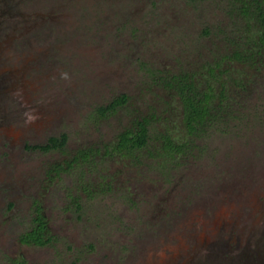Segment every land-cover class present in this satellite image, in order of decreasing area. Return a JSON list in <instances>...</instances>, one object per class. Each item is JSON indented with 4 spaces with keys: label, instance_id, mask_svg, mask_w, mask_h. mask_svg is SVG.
<instances>
[{
    "label": "rangeland",
    "instance_id": "374dc122",
    "mask_svg": "<svg viewBox=\"0 0 264 264\" xmlns=\"http://www.w3.org/2000/svg\"><path fill=\"white\" fill-rule=\"evenodd\" d=\"M7 3L0 23V79L6 81L0 84L9 90L0 92V122L9 136L0 135V171L22 184V202L28 190L45 193L47 170L56 162L76 148L111 141L127 123L122 116H89V109L117 92L132 94L142 113L156 107L164 114L158 127L168 125L184 139L174 122L181 119L174 116L177 101L153 84L147 69L167 75L183 67L207 75L216 57L211 50L226 54L230 47L224 35L204 36V28L234 27L229 0ZM236 66L230 76L226 61L217 70L225 79L241 76L248 86L228 84V106L237 110L228 130L191 136L169 169L156 167L147 155L140 165L121 155L107 168L99 165L105 175L116 173V181L110 191L83 198L81 210L64 211L57 198L61 189L78 190L80 168L56 178L47 188L52 212H58L52 220L65 217L61 226L53 224L56 244L11 251L3 243L18 237L19 224L30 227L31 215L21 206L14 214L2 209L13 221L5 227L0 218V264H13L21 252L26 264H264V66L245 75ZM61 132L69 135L66 152L29 147ZM86 170L91 181L99 175L97 168Z\"/></svg>",
    "mask_w": 264,
    "mask_h": 264
},
{
    "label": "trees",
    "instance_id": "16d2710c",
    "mask_svg": "<svg viewBox=\"0 0 264 264\" xmlns=\"http://www.w3.org/2000/svg\"><path fill=\"white\" fill-rule=\"evenodd\" d=\"M228 4L227 14L232 23L229 26H234L233 29L228 31L220 26L219 31L215 32L213 27L207 26L203 30V35L206 37L215 35L221 38L224 35L222 39L226 40L230 47L226 54L211 50L216 57L214 64L208 63L207 75L203 74L199 77L198 73L201 71L190 72L183 67L170 70L167 75L163 74L162 70L147 69L152 75L153 84L167 91V94L177 101L180 110L174 116L181 119H176L174 122L184 129V139L176 136L168 125L163 128L158 127L159 123L164 122V114L159 113L156 107L148 106V110L142 113L139 107L134 106L132 94L126 91L117 92L110 99L89 109V116L94 121L122 116V119L128 118L127 123L116 131L109 142L102 139L94 146L74 149L76 152L74 165L79 166L81 170L79 178L85 180L87 177L84 165L88 164L89 171H95L96 168L98 170L99 165L107 168L109 162L117 159L118 155L134 165H140L142 157L147 155L154 160L153 165L155 164L156 167L169 169L188 149L191 136L204 137L212 128L228 130L229 119L237 111L228 106L231 98L228 84L236 87L243 80L240 81L241 76L233 75L229 79L222 78L219 76L222 71L218 73L217 70L224 61L230 66L226 70L229 76L234 64L240 65L239 68L242 70H239L240 74L244 75L249 74L252 68L259 71L264 66V0H229ZM198 65L199 63H195V66ZM247 87L246 84L239 86L243 90ZM166 120L168 121L169 118L167 117ZM68 138L67 132H61L59 135L50 136L45 144L29 147L41 148L44 151L59 149L66 152ZM99 156H101L100 160L97 159ZM39 231L35 230L29 235L36 233L34 238L39 237V242L44 244L46 243L44 231L43 229Z\"/></svg>",
    "mask_w": 264,
    "mask_h": 264
},
{
    "label": "flooded vegetation",
    "instance_id": "af4514ba",
    "mask_svg": "<svg viewBox=\"0 0 264 264\" xmlns=\"http://www.w3.org/2000/svg\"><path fill=\"white\" fill-rule=\"evenodd\" d=\"M2 2L6 4L7 0H0V23L2 22V17L4 14V10H5L4 7L2 6ZM0 81L4 82L6 80L0 79ZM15 84H17V82ZM3 85L4 83L0 84V92L7 91L6 89L9 90V88H6ZM20 110H21L20 115H23L25 113V109L21 108ZM3 133H5L6 136H9L7 133V128L3 127V124L0 122V135H2ZM39 144L41 145L43 143H39ZM34 145H37V144H34ZM38 149H41V148H38ZM75 153L76 152L73 151L70 158H64V159L62 158L60 162H56L55 165H53L50 169L47 170V178L49 182L45 183L44 185V189L46 190L45 193L40 192L39 191L40 188L37 189V188H34V186L30 185L29 187L34 188L32 190L33 192H31V190H28L29 192H27V194L30 195V197H28L27 200H24L23 202L21 201L22 199L21 193L18 190L19 186H21L22 184H19V186H16V184L13 183L14 181L11 180L10 175H6L5 171H0V218L4 219L5 227H7V225L11 221H13V217L11 215H9L8 217H3L2 209H6L10 214H14L15 212L14 210L19 208V206H21L24 209L26 208L25 210L27 211V213H30L31 215V218H30L31 226L28 228H24V226L19 224V226L15 229L18 231L20 230L17 233L18 237L15 238L13 235L11 238L8 239L7 242L5 241L3 243V244H6L7 247L9 246L8 248L11 251L21 246H34V247L41 248L49 244L57 243L58 238L55 235V229L53 227V224L58 223V225L61 226L63 221L65 220V217H63L60 220H58V218L56 220L55 219L52 220V218H55L58 216L57 215L58 212H56L55 214H53L52 212L53 198L50 195L51 191L48 192L47 188L51 187L50 183L52 182L56 183L55 181L56 178H58V180H63L65 176L66 178L71 177L72 172L75 168V165H74ZM76 167H79V166H76ZM83 168L85 169L89 168L88 164L84 165ZM97 171L99 172V175L98 177H94V180L92 181L90 180L89 176H87L88 174H86L87 177L85 180L78 177L77 187H76L78 190L69 191V192L65 191L64 189L60 190L57 198H58V201L63 204L64 211H70V210L72 211L75 208L78 210H81L83 209V200H82L83 198H87L89 196L95 195L97 192H100V191L105 192L107 189L109 191L112 189V186L114 182L116 181L117 174L114 173V175H111V174L105 175L103 174L104 173L103 171H102L103 173H101V167ZM85 172L87 173L88 171L85 170ZM83 181L85 182L83 183ZM103 188H105V190H103ZM79 206H81V208ZM47 208L50 210L49 213L47 212ZM39 229H43L44 231L43 234H44V238L46 241V243L44 244H41L39 242V239H40L39 237L34 238V235L36 233H34L33 235H29V234H32L35 230L39 231ZM39 236H40V231H39ZM15 256L16 257L12 259L13 264H26L27 258L23 252H21L20 254H16Z\"/></svg>",
    "mask_w": 264,
    "mask_h": 264
}]
</instances>
